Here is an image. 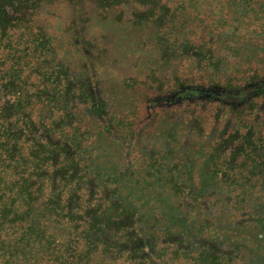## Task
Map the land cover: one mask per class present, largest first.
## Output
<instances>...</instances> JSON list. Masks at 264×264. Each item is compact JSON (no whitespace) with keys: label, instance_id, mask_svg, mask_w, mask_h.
Returning a JSON list of instances; mask_svg holds the SVG:
<instances>
[{"label":"rangeland","instance_id":"1","mask_svg":"<svg viewBox=\"0 0 264 264\" xmlns=\"http://www.w3.org/2000/svg\"><path fill=\"white\" fill-rule=\"evenodd\" d=\"M7 2V11L11 13L6 18L9 17L8 26H13L9 38L13 47L21 51L19 56L25 58V63L37 62L35 65L43 77L60 78V84L64 86L62 92L69 90L82 109L79 118L86 122L94 121L93 125L83 126V132L98 133L99 136L95 140L93 135L84 143L93 142L92 150L79 152L76 156L75 178L69 182L68 179L56 182L58 194L52 195V179L58 178L59 173L50 170L47 177L34 181L37 182L34 189L42 186L43 190L36 194L40 199L34 203L29 215L21 216L27 210L25 202L17 200L14 191H8L5 201L9 204L14 202V205L1 229V241L5 247L0 252V264H59L63 259L62 252L69 247L70 251L84 250V240L80 241L81 235H78L82 234L84 227L79 226L83 225L77 221H63L60 225L55 212H52L53 216H45L44 204L48 203L51 195L60 196L63 206L72 207L74 215L82 212L84 217L88 210H98L101 215L109 209L116 211L112 201L125 206L127 214L133 215L136 225L132 229L137 231L138 238L147 237V243L153 245L146 249V254L154 248L158 264H211L209 253L213 252L217 260L212 264H264V0H82L80 6L77 5L78 0H25L27 3L22 6H19L22 0ZM188 15L196 18L194 22L198 27L216 26L218 37L214 38L213 54L229 59L237 65L239 69H235L238 71L245 69L241 62L252 60L247 82H239L242 79L239 78L228 86L224 82L225 77H220L219 154L212 167L217 172L219 187L216 195L203 193V198L196 196L190 186L195 184L200 189L201 168L197 165L207 156L203 155L202 149L205 140L191 141L187 146V138L179 134L178 140H171L168 148H163L162 143L144 148L134 140L149 123L147 114L166 106L153 107L148 101L141 102L135 94L145 93L144 98L148 100L159 99L172 95L169 91L157 93L163 88V83L169 86L179 84L174 79L173 68L162 67V56L165 59L169 57L159 49L157 35L170 31L175 23L189 24L186 23ZM39 27L44 35L57 38V51L53 53L50 50L40 59L31 55L33 49L28 48L37 39L31 36L29 29L35 32ZM181 31L186 36L188 30ZM210 32L198 31L192 38L194 43L201 40L202 43L212 42ZM79 35L87 45L83 47L85 57L80 58V64L97 60L86 47L98 46L103 51H100L98 59L102 65L95 69L94 81L107 89L108 102L116 108V114H111L110 119L113 122L115 118L121 120V134L115 133L114 128L110 129L106 123L97 125L94 116H82L84 108L88 107L90 111L99 104L87 105L88 90L80 86L73 88L65 82V73L75 65L71 45ZM172 36L171 40L177 38L174 34ZM235 37L248 39L243 49H239L238 56L226 44L233 38L236 40L231 42H239ZM45 40L39 38L36 44L45 43ZM50 44L48 41V51ZM194 54L202 58L206 52ZM179 71L187 74V64ZM8 84L0 73V111L7 103H14L15 96H18L10 92L6 87ZM253 85L259 94L252 104L227 114L230 89L236 88L243 93ZM92 88L89 87L90 92ZM232 93L235 94L234 89ZM39 114L33 113L32 118L34 130L38 131L36 138L41 141L44 129L40 126ZM62 114L60 110H55L52 118L51 114H45L46 124L54 119L61 120ZM9 122H17L18 126L28 129L24 125L27 120L22 116H13ZM101 132L105 133L101 135ZM86 138L84 135L83 139ZM32 145L33 142H27V135H24L20 141L22 153L29 154ZM154 147L164 153L158 155ZM188 161H193L192 168H188ZM189 170L188 175L186 172ZM191 176H195V181H191ZM11 179L17 180L15 175ZM5 180L11 189L13 182L10 184L9 177ZM16 210L18 218L14 217ZM75 226L79 228L78 234L74 232ZM14 244L17 249L11 248ZM162 257L164 263H161ZM110 264L133 263L119 258Z\"/></svg>","mask_w":264,"mask_h":264},{"label":"trees","instance_id":"2","mask_svg":"<svg viewBox=\"0 0 264 264\" xmlns=\"http://www.w3.org/2000/svg\"><path fill=\"white\" fill-rule=\"evenodd\" d=\"M7 1L9 0H0V73L2 80L7 79L9 83L6 87H8L10 92H14V95L18 96H15L17 98L14 103H7V106L3 107L0 111V252L5 247L3 246L4 242L1 241V229L5 225V221L10 213H12V207L14 205V202L9 204V202L7 203L5 201V196H7L8 191H14L17 200L20 199L25 202L24 206H27V210L20 215H29L35 207L34 203H37L40 199L36 194H39L43 190L42 186H38V189L35 190L34 186L37 182L34 181L47 177L50 170H53L55 174L59 173L60 176L58 178L55 177L52 179V195H55L57 190L56 182L59 179H66V181L68 179L69 182L75 178L74 174L76 173L74 170L78 164L76 163V156L79 152L88 153L94 147L93 142L89 144L84 143L93 135L95 140L99 136L98 133L92 134V132H86L87 134H85L83 132V126L93 125L94 121L89 120L86 122L79 118V112L82 109L78 101H76L77 99L72 96L73 94L70 95L68 89L67 93L62 92L64 86L60 84V78L53 79L54 77L52 78L51 76L43 77L39 73V67L37 68L36 66L37 62L31 60L25 63V58L19 56L21 51L13 47L9 38V33L13 26H8L9 17L6 18L11 13L7 11L8 8L6 6L9 5ZM24 1L22 0V2ZM22 2L19 6L26 5L27 3ZM77 5H82V0H78ZM195 19L194 16L191 17L188 15L186 23L189 24L180 25L175 23L174 28H171L170 31L165 32L162 36L157 35L159 49L164 53L163 55L169 57L165 59L162 56V67H172L174 79H177L179 84L169 86V84L163 83V88L157 90V93H168L169 91L172 95L162 96L159 99L148 100V98H144L145 93L140 96L135 94L137 98L141 99V102L148 101L154 105L153 107L156 105L166 106L163 109L161 108L162 106L158 107L157 110H160L158 112L157 110L156 112L152 110L151 113L147 114L146 118L149 119V123L144 126L141 133L134 140L137 143L143 144L144 148L147 147L146 145L154 144L156 146L159 143H162L164 145L163 148H165L170 144L171 140H178L179 134L187 138V146H190L191 141L205 140V146L202 149L204 151L203 155L207 154V156L205 157V161L197 165L201 168L199 172L201 176L199 175L200 178L198 179L201 181L199 184L200 189L195 184L190 186V189L194 191L196 196L199 195V197L201 196L200 198H203V193L210 194L211 196L216 195L218 193L216 191L218 189L217 187H219L218 175L213 168L219 154L217 143L219 130L217 128V122H219L221 115L218 114V103L222 96V86L219 85L221 83L220 77L221 75L225 77L224 82L228 86H232L239 78H242L239 82L243 80L247 82L248 78H250L248 71L252 68V60L249 58L244 61L245 63L241 62L244 64L245 69L238 71L235 69L238 68L237 65L233 64L229 59L213 54L215 52H213L215 45L213 43H215V39L218 37L216 26L204 25L198 27L197 22H194ZM29 30L31 31V36L37 38L31 42L34 43L33 45L28 46V48L31 47L33 49L30 52L31 55L40 59L43 55H46V52H50V50L53 53L57 51L55 43L57 38L55 36L44 35L41 27L37 28L35 32L31 28ZM181 30H185L184 32L188 30L186 36ZM200 30H211L210 33L213 36L210 40L212 42L202 43L201 40L198 44H195V40L192 38H195ZM173 34L177 38L171 40L173 39ZM39 38L46 39L45 43L41 42L36 44ZM235 38L240 41L231 42L236 40L233 38L230 39L231 41H227L226 44L238 56L239 49L245 45L244 42L248 39ZM48 41L51 43L49 45V51L46 50ZM232 45H235L236 48H233ZM71 46L73 47L75 65L65 73V82L73 88L80 86L88 90L90 94L86 98L87 100L89 99V102L86 103L87 105L99 104L96 108H90V111L88 107L84 108L82 116H94L97 120L95 122L97 125L101 126L103 123H106L110 129L114 128L115 133L118 132V134H121L119 132V121L121 122V120L115 118L113 122V119H110L111 114L112 116L116 114V108H113V105L108 102L109 98L106 97L107 89L102 84L98 85L94 81V71L98 66L102 65L98 59L101 55L100 53L103 51L98 49V46L95 48L86 47L88 52H91L97 60H87L80 64L78 62L80 58L85 57V49L83 47L87 46L82 42V36L79 35ZM198 51L206 52L205 56L202 58L196 56L194 52ZM185 64H187L188 72L187 74H182L179 68L184 67ZM11 72L13 75H8ZM234 72H236L235 76ZM42 77L43 80L41 81ZM3 86L4 84L2 88ZM90 86H93L91 92L89 90ZM24 87L30 88L25 90ZM233 89L235 90V94L232 93ZM233 89H230V93L232 94L229 93V96H227L229 100V113L227 114L229 115L238 109H246L249 104H252L256 94H259L255 85L243 93L238 92L236 88ZM86 93L84 92V94ZM146 95H148L147 92ZM168 102L169 104H166ZM238 102H241V104H238ZM55 110H60L64 114V117L61 120L54 119L47 125L44 115L47 113L51 114L52 118ZM35 112L40 113L38 115L40 118V126L44 129L40 137L41 141L36 138L38 131L36 129L34 130L32 115ZM131 113L134 112L131 111ZM13 116H22L26 119L27 122L24 125L28 129L18 126L17 122L10 123L9 120ZM104 133L101 132V135ZM24 135H27V142L32 141L34 144L31 146V152L29 154L22 153L21 150L20 141ZM84 135H87L86 139H83ZM79 139L83 140L79 141ZM117 139L122 141L118 136ZM124 139L126 142L127 136ZM153 150L157 151L158 155L164 153L162 149H157L156 147ZM151 156L154 157V154H151ZM188 162V168H192L194 165L193 161ZM10 170L13 174L9 172ZM42 172L46 173L43 174ZM70 172L73 173L70 174ZM189 172L190 170L186 173L189 175ZM12 175H15L17 180L12 181ZM8 177L10 184L13 182L11 189L8 188V181L6 182L5 180ZM190 179L191 181H195V176H191ZM2 183L5 184L3 185ZM52 195L48 203L44 204L45 216H53L52 212H55V218L60 222V225H62L61 223L63 221L64 223L77 221L80 225H83L79 226V228L84 227L82 228V234H78V226H75L76 228L74 229L76 234L81 235L80 241L84 240L82 244L84 250L78 251L75 249L70 251L69 247L62 252L63 259L59 261V264H110V262L119 258H125L128 263L132 262L133 264H158L155 262L154 248L146 254V249L153 245L147 243V237L138 238L137 231L132 229L136 225L133 220V215L127 214L129 212L125 209V206H121L118 202L112 201V206L117 208L116 211L114 210L112 212L109 209L105 215H101L98 210H88L85 212L87 214L86 217H84L82 212L74 215L73 213L75 212L72 207L61 204L60 196L52 197ZM10 197L12 198V196ZM18 213L17 210L14 211V217L18 218ZM11 248L17 249V245L14 244ZM160 255H162L161 252ZM10 257H13V255L11 254ZM209 259L211 264L213 261H216V253H209ZM164 262L165 260L162 257L161 263Z\"/></svg>","mask_w":264,"mask_h":264}]
</instances>
